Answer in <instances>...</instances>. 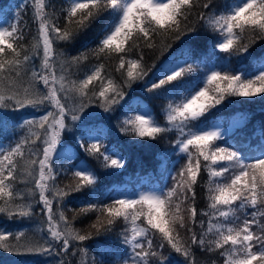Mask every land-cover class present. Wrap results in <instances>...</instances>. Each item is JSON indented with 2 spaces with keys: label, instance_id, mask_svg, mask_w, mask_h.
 Instances as JSON below:
<instances>
[{
  "label": "snow or ice",
  "instance_id": "snow-or-ice-1",
  "mask_svg": "<svg viewBox=\"0 0 264 264\" xmlns=\"http://www.w3.org/2000/svg\"><path fill=\"white\" fill-rule=\"evenodd\" d=\"M30 2L36 25L30 47L21 14L0 17V217L31 219L39 205L41 236L0 222V250L51 256L56 264H173L172 253L183 258L178 264H198V249L209 264H264V125L257 139L232 143L243 118L227 127L222 118L210 119L234 99L264 102V54L253 71L230 62L250 57L264 42V0H225L222 7L216 0H67L58 10L51 0ZM193 16L215 34L212 54L229 59L196 62L186 49L159 68L147 66L145 50L201 39ZM88 33L94 47L85 43L76 55L61 47ZM137 82L166 101L163 125L144 104L126 109ZM93 105L105 113L133 112L117 118L119 132L133 144L175 133L174 154L184 162L178 169L179 161L173 164L175 174L165 164L170 186L165 180L164 188L104 192L88 166L63 167L76 155L65 148L69 134L103 168L125 167L124 157L105 146L106 137L86 126ZM27 109L42 114L19 115ZM15 127L25 134L5 146ZM69 174L61 185L59 178ZM198 187L206 190L205 208H198ZM73 194L86 198L68 210L70 218L65 209ZM90 215L95 219L87 229L75 227L77 217ZM114 232L123 246L118 253L102 248L93 254L84 244Z\"/></svg>",
  "mask_w": 264,
  "mask_h": 264
},
{
  "label": "trees",
  "instance_id": "trees-1",
  "mask_svg": "<svg viewBox=\"0 0 264 264\" xmlns=\"http://www.w3.org/2000/svg\"><path fill=\"white\" fill-rule=\"evenodd\" d=\"M27 2L28 7L25 8L23 7V3ZM51 3L56 6V9L58 10L61 6H66L67 0H51ZM216 3L218 6H223L225 3V0H216ZM18 5L20 7H18ZM19 12L21 14V21L24 24L28 25V28L30 30L26 29L25 32V40L24 43L31 46L32 38L36 34V25L32 22V12H31V2L30 0H18L16 2V5L9 8L6 11V14L11 16V20L13 17L16 15V13ZM191 24L197 25L198 31L200 33L201 39L198 41H188L186 44H181L180 41H175V42H170L172 43L171 48H165L161 50V47L158 46L154 50H145V63L147 66L152 67L153 65H157L160 60L169 54H175V55H180L183 50L186 49H192V57L193 60L197 62L198 61H210L212 58L217 59V56H219L221 59H229L226 54L219 53L217 51L216 55H213V49L212 45L215 42V34L212 32L203 29L199 26V22L195 19V16L192 17L191 19ZM93 33H88L87 35H82L79 37L76 41L72 42L71 44L67 45H61L63 49L66 51L68 55H76L79 51L83 50V45L85 43H88L90 47H94V44L91 43V36ZM206 38V39H205ZM264 50V42H258L256 45L253 46L252 49H250L251 56L248 58H241L237 56H233L230 58V62L234 68H239V67H245L249 64V62L260 52ZM94 60H90L83 65V67H87L89 64L94 63ZM189 62H192L190 60ZM39 61H37V64ZM109 66V70L111 71L112 65L114 64L113 62H107ZM116 78H119V73H112ZM143 82H137L136 84L133 85L132 89L139 90L143 96L147 99L146 101L152 106V108L155 111L156 117L158 119V122H160L162 125L165 123L164 119V113L162 111L163 105L166 103V101L161 100V99H153L150 94H148L142 87ZM131 89V90H132ZM92 111L94 113L103 115L107 120L110 121L111 125L109 127V130L112 132H115V134H119L121 137H124V139H132L131 137H125L123 136L122 133L119 132L117 128L118 124V119L122 120L125 115H130V113L127 110H121L119 107H117L116 112L113 113H105L103 109L99 108L96 105H93L91 108L86 109V112ZM234 112H241L247 114V120L245 123L241 126L240 129L236 131V134L238 137L242 139H248L251 137L253 140L257 139L259 136V130L261 128V125H264V102L260 101L259 98H256L255 100L252 101H246L242 99H234V102L229 104V106L225 109H222L220 112L216 114H231ZM215 114V115H216ZM111 133V132H110ZM175 133L174 132H169L163 134V136L157 140L154 141H144V142H137L135 143L138 147L143 148L145 152H148L149 150H155L157 148V145L163 144L166 145L167 142L166 139L167 137H174ZM164 138V139H163ZM115 141V140H114ZM90 158V160L94 163V166L96 169L99 171L103 168L100 163H98L95 159ZM59 163V162H58ZM64 167V166H63ZM206 178V173L202 174ZM59 182L61 185L65 183L70 182V174L68 177L61 176L59 178ZM201 184H203V181H201ZM197 205L198 208H205L207 206V199H206V190L202 187L197 188ZM86 197H81L80 194H73V198L71 199V203L67 204V207L65 209L66 214L71 216L73 213L71 211H68L69 209H74L78 208L83 199ZM34 211L35 215L31 219H24L23 221H17V222H28V221H36L40 220L42 221V216L40 213V206L36 205L34 206ZM1 219H4L3 217H0ZM95 219L94 215H90L89 217H77L75 221V227L79 229H87L88 225ZM20 227H23V229L31 236V229L29 226L20 223ZM116 231H119V228H117ZM181 234L184 235L183 230H181ZM115 236V232L109 235H102L98 237H94L92 240L85 241L84 244L90 249V252L94 250V248L102 249L100 247L102 244L105 242H109L113 240ZM36 239H39L36 236H33ZM195 254L197 256L198 264H209V255H206L204 253H201L198 249L195 250ZM10 257V258H15V257H22V258H34L36 263L39 264L41 263V259L45 262H51L55 261V259L51 256L47 255H41L40 258L37 257L35 254L32 255H14L11 253H8L6 251L0 250V257ZM25 259L24 264H30V261H27ZM179 259L182 261V257L179 256Z\"/></svg>",
  "mask_w": 264,
  "mask_h": 264
},
{
  "label": "rangeland",
  "instance_id": "rangeland-1",
  "mask_svg": "<svg viewBox=\"0 0 264 264\" xmlns=\"http://www.w3.org/2000/svg\"><path fill=\"white\" fill-rule=\"evenodd\" d=\"M173 58H168L165 62L169 61V60H172ZM23 228V227H22Z\"/></svg>",
  "mask_w": 264,
  "mask_h": 264
}]
</instances>
